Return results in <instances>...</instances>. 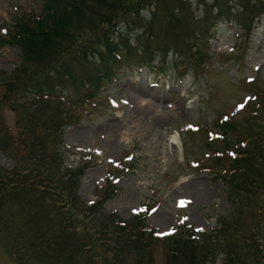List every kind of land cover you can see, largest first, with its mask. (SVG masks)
<instances>
[{
  "label": "trees",
  "instance_id": "obj_1",
  "mask_svg": "<svg viewBox=\"0 0 264 264\" xmlns=\"http://www.w3.org/2000/svg\"><path fill=\"white\" fill-rule=\"evenodd\" d=\"M230 1L212 0L211 11L220 17ZM186 4L191 6L186 0H42L40 13L20 14L12 32L0 33V46L19 48L18 64L9 73L0 69V107L17 115V135L0 123V152L12 163L0 165V248L14 264H209L218 257L221 264H254L264 235V116L251 104L235 150L228 140L235 121L217 124L221 137L215 141L223 148L213 149L210 159L225 183L229 209L208 231L180 225L158 238L142 222L144 212L129 219L105 213L114 185L93 204L83 203L77 190L85 166L67 168L59 153L63 130L78 118L55 92L72 81L81 103L94 98L87 88L104 76L92 73L76 82L91 63L154 67L174 50L185 71L203 65L197 62L199 43L187 44L201 34L179 31ZM244 7L250 9L248 25L264 14V0H246ZM157 247L162 263L155 259Z\"/></svg>",
  "mask_w": 264,
  "mask_h": 264
},
{
  "label": "rangeland",
  "instance_id": "obj_2",
  "mask_svg": "<svg viewBox=\"0 0 264 264\" xmlns=\"http://www.w3.org/2000/svg\"><path fill=\"white\" fill-rule=\"evenodd\" d=\"M186 1L191 6L185 5V24L179 31L191 37L201 34L200 40L187 44L199 43L197 62L203 65L185 71L184 58L169 49L162 63L153 62L154 67L134 68L124 60L105 66L93 62L76 82L92 73L104 76L87 88L96 93L94 98L80 103L81 93L72 81L55 92L78 118L64 129L58 149L65 166L87 167L77 190L81 201L93 204L114 185V194L102 205L105 213L128 219L143 207L151 208L142 222L159 237L174 233L179 225L200 231L218 226V218L229 209L225 183L210 159L216 155L213 149L223 148L221 141L211 138L220 131L218 118L233 115L235 128L228 140L235 150L249 125L246 118L244 122L245 106L251 104L250 110L258 109L257 115L264 116V15L248 25L246 0L228 2V12L220 17L211 11L212 0H203V5ZM41 2L0 0V33L14 30L16 16L39 13ZM172 42L173 37L168 46ZM18 62L16 45L0 46V69L10 72ZM147 86L157 90V101L143 95ZM130 93L142 105L132 103ZM171 94L178 95L179 105ZM16 119L10 108L0 107V123L14 135ZM0 165L11 166L1 153ZM256 245L254 264H264V235ZM154 252L162 263L161 249ZM0 264H14L2 248ZM209 264H221L220 257Z\"/></svg>",
  "mask_w": 264,
  "mask_h": 264
},
{
  "label": "bare ground",
  "instance_id": "obj_3",
  "mask_svg": "<svg viewBox=\"0 0 264 264\" xmlns=\"http://www.w3.org/2000/svg\"><path fill=\"white\" fill-rule=\"evenodd\" d=\"M128 84H131V85H135V83L134 82H130V83H128ZM147 91H143V95H145V96H149V97H151V98H154L156 101L159 99V97H160V95H158V93L156 92L157 90H153V89H151V88H149L148 86H147ZM131 95H130V98H131V100H132V103H135V104H137V105H142V102L141 101H139L135 96H134V93H130ZM171 96H172V98H174V101H175V103H177V105H179V103H180V99L178 98V95H175V94H171ZM164 98H168V96L167 95H164ZM177 108H179V106L177 107Z\"/></svg>",
  "mask_w": 264,
  "mask_h": 264
},
{
  "label": "snow or ice",
  "instance_id": "obj_4",
  "mask_svg": "<svg viewBox=\"0 0 264 264\" xmlns=\"http://www.w3.org/2000/svg\"><path fill=\"white\" fill-rule=\"evenodd\" d=\"M241 107H243L242 105H241ZM173 231H174V229H173ZM167 234V233H166Z\"/></svg>",
  "mask_w": 264,
  "mask_h": 264
}]
</instances>
